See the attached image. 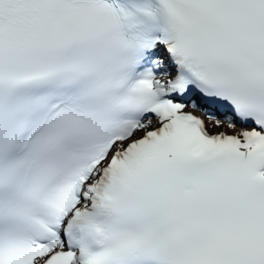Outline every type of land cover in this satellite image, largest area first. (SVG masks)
Segmentation results:
<instances>
[{"label":"snow or ice","instance_id":"obj_1","mask_svg":"<svg viewBox=\"0 0 264 264\" xmlns=\"http://www.w3.org/2000/svg\"><path fill=\"white\" fill-rule=\"evenodd\" d=\"M0 264H264V0H0Z\"/></svg>","mask_w":264,"mask_h":264}]
</instances>
